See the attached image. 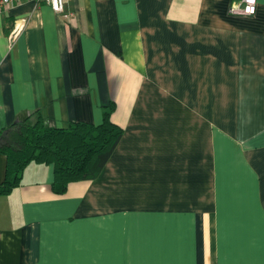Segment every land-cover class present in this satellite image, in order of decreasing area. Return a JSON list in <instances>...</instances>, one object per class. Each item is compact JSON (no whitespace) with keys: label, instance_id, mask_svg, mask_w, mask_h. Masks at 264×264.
<instances>
[{"label":"crops","instance_id":"0c3cea01","mask_svg":"<svg viewBox=\"0 0 264 264\" xmlns=\"http://www.w3.org/2000/svg\"><path fill=\"white\" fill-rule=\"evenodd\" d=\"M232 1L0 9V130L36 111L98 124L107 105L121 128L62 194L51 165L24 167L0 195V264H264V0Z\"/></svg>","mask_w":264,"mask_h":264},{"label":"trees","instance_id":"16d2710c","mask_svg":"<svg viewBox=\"0 0 264 264\" xmlns=\"http://www.w3.org/2000/svg\"><path fill=\"white\" fill-rule=\"evenodd\" d=\"M112 109V105L102 108L98 124L76 121L66 127L46 126L36 111L2 128L5 171L0 195L19 184L24 167L31 162L52 166L54 194L64 193L70 182L95 177L121 136V128L110 119Z\"/></svg>","mask_w":264,"mask_h":264},{"label":"built area","instance_id":"2783aa9c","mask_svg":"<svg viewBox=\"0 0 264 264\" xmlns=\"http://www.w3.org/2000/svg\"><path fill=\"white\" fill-rule=\"evenodd\" d=\"M25 0H0V9H8ZM34 3H45L54 12H63V0H27ZM255 0H235L230 2L227 11L230 14L250 15L254 12ZM67 15H65L66 17ZM22 28V24L16 23L7 34V39L12 42Z\"/></svg>","mask_w":264,"mask_h":264}]
</instances>
